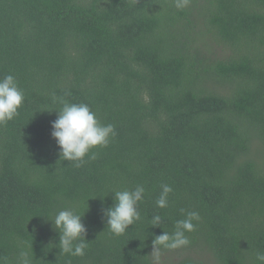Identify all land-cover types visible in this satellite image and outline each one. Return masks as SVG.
Segmentation results:
<instances>
[{
	"label": "trees",
	"instance_id": "obj_1",
	"mask_svg": "<svg viewBox=\"0 0 264 264\" xmlns=\"http://www.w3.org/2000/svg\"><path fill=\"white\" fill-rule=\"evenodd\" d=\"M25 94L0 124V264H258L264 252V0H0V78ZM85 103L116 135L97 158L60 160L61 107ZM91 152L89 155H91ZM173 191L155 204L161 185ZM145 188L141 219L106 229L114 191ZM74 206L89 247L59 251L51 221ZM181 209L190 245L152 253ZM162 227H152L154 215Z\"/></svg>",
	"mask_w": 264,
	"mask_h": 264
},
{
	"label": "clouds",
	"instance_id": "obj_2",
	"mask_svg": "<svg viewBox=\"0 0 264 264\" xmlns=\"http://www.w3.org/2000/svg\"><path fill=\"white\" fill-rule=\"evenodd\" d=\"M177 9L188 7L190 0H173ZM25 102V94L19 87L17 80L11 74L0 78V124L12 121ZM52 102L61 107L57 111V118L51 122V137L59 148L60 160L74 162L80 167L85 162V157L90 160L97 158L96 147H107L110 140L115 137L116 131L113 124H102L96 113L85 103H71L63 96L52 93ZM91 152V155L89 153ZM161 192L155 204L158 208L168 206L169 194L173 191L167 184L161 185ZM113 204L104 210L106 229L113 235H123L130 225L141 219L138 204L142 201L145 188L137 185L134 189L114 191ZM184 218L174 224L171 233L163 231L152 240L153 251L151 254L159 259L161 249L176 250L190 245L186 233L195 230L194 221H199L197 211L181 209ZM84 215V214H83ZM83 215L75 211L74 206L65 207L51 219L54 228L59 232V251L73 257H83L89 242L86 240V226L82 221ZM163 218L154 215L151 218L152 227H162ZM163 228V227H162ZM258 264H264V252L258 251L255 255ZM17 264H34V258L29 251L21 250L17 257Z\"/></svg>",
	"mask_w": 264,
	"mask_h": 264
}]
</instances>
